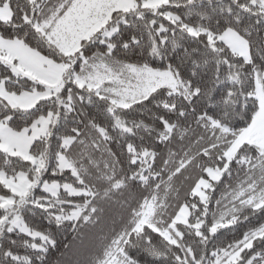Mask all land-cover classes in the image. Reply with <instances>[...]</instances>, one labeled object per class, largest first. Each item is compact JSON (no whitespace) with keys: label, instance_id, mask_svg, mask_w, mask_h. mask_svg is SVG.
<instances>
[{"label":"snow or ice","instance_id":"1","mask_svg":"<svg viewBox=\"0 0 264 264\" xmlns=\"http://www.w3.org/2000/svg\"><path fill=\"white\" fill-rule=\"evenodd\" d=\"M68 233L264 264V0H0V264Z\"/></svg>","mask_w":264,"mask_h":264},{"label":"trees","instance_id":"2","mask_svg":"<svg viewBox=\"0 0 264 264\" xmlns=\"http://www.w3.org/2000/svg\"><path fill=\"white\" fill-rule=\"evenodd\" d=\"M247 224L242 225L234 232H227L221 237L222 241L233 240L240 237L247 228ZM70 245L65 247V245ZM91 252L90 240L85 237L83 240L73 239V234H67V240L61 239L59 246L50 254L51 264H84Z\"/></svg>","mask_w":264,"mask_h":264}]
</instances>
